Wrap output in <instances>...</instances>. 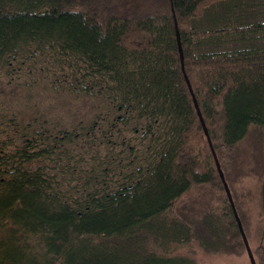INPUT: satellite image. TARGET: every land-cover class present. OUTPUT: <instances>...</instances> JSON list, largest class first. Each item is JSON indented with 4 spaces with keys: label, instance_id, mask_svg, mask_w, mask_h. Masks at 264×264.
Returning a JSON list of instances; mask_svg holds the SVG:
<instances>
[{
    "label": "trees",
    "instance_id": "obj_1",
    "mask_svg": "<svg viewBox=\"0 0 264 264\" xmlns=\"http://www.w3.org/2000/svg\"><path fill=\"white\" fill-rule=\"evenodd\" d=\"M253 3L0 0V72L51 60L62 78L52 85L103 104L72 130L34 119L13 130L18 142L0 130V264H198L178 252L194 244L244 254L213 150L264 264V46L248 39L264 20L244 21ZM234 36L241 45L222 50Z\"/></svg>",
    "mask_w": 264,
    "mask_h": 264
},
{
    "label": "rangeland",
    "instance_id": "obj_2",
    "mask_svg": "<svg viewBox=\"0 0 264 264\" xmlns=\"http://www.w3.org/2000/svg\"><path fill=\"white\" fill-rule=\"evenodd\" d=\"M247 8L243 10H246L245 22L264 20V1L254 0L253 5ZM240 13L242 15V9ZM210 19L211 17L207 20ZM248 39L264 46V32L249 35ZM223 42L226 44L221 46L222 50L238 48L241 45L239 36L224 38ZM42 59L29 61L20 68L17 66L7 71L9 75L5 73V69L1 70L0 121H7L4 124L0 123V130H3L2 138L8 136L7 139L17 141L20 138L19 134H15L13 130L23 129L22 126L34 119L46 120L48 125L56 129L72 130L88 124L97 113H103V104L98 98L77 95L63 86L52 85L49 80L54 82L62 79L60 76L53 77V74L60 70L51 60ZM9 119L13 120L8 121ZM16 124L20 126L15 128L13 125ZM50 167L52 169L53 165L50 164ZM249 244L254 248L257 242L252 239ZM178 252L192 258L198 264H251L247 251L240 256L208 255L194 244L183 247Z\"/></svg>",
    "mask_w": 264,
    "mask_h": 264
},
{
    "label": "water",
    "instance_id": "obj_3",
    "mask_svg": "<svg viewBox=\"0 0 264 264\" xmlns=\"http://www.w3.org/2000/svg\"><path fill=\"white\" fill-rule=\"evenodd\" d=\"M180 53H181L182 67L184 68V62H183L184 59H183V52H182V48H181V46H180ZM186 79H187L188 85H189V87H190V90L192 91V87H191V84H190V81H189L187 75H186ZM193 97H194V104H195V107H196V109H197L198 115H199V117H200V119H201V122H202V124H203V126H204L205 133H206V135H207V137H208L209 143H210V145H211V147H212V150H213V146H212V144H211V140H210L209 132H208V129H207L206 124H205V122H204V119H203V116H202L201 110H200V108H199L198 101H197V99H196L195 96H193ZM213 153H214V156H215V159H216V163H217V167H218V170H219V173H220L221 179H222V181H223V183H224V186H225V189H226L227 195H228L229 200H230V202H231V205H232V207H233V210H234V213H235V217H236L237 222H238V225H239V229H240L241 234H242V237H243V239H244V242H245V245H246V249H247V253H248V256H249L250 262H251V264H257V262H256V260H255V257H254V254H253V252H252V249H251V247H250V244H249L248 238H247V236H246V234H245V231H244V229H243V225H242V223H241V220H240V218H239V216H238V213H237V210H236V208H235L234 201H233V198H232V195H231V191H230L229 186H228V184H227V182H226V179H225L224 173H223V171L221 170L220 163H219V161H218V159H217V156H216L214 150H213Z\"/></svg>",
    "mask_w": 264,
    "mask_h": 264
}]
</instances>
